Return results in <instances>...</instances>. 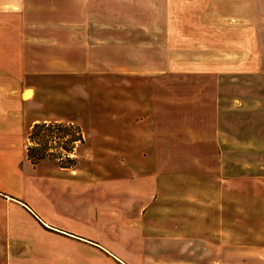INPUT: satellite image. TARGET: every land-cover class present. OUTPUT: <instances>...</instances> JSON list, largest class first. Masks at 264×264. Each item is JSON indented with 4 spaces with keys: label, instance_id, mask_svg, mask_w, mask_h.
<instances>
[{
    "label": "crops",
    "instance_id": "crops-1",
    "mask_svg": "<svg viewBox=\"0 0 264 264\" xmlns=\"http://www.w3.org/2000/svg\"><path fill=\"white\" fill-rule=\"evenodd\" d=\"M255 1L0 0L4 264H264V37L248 33L264 32V3ZM15 13L24 33L39 31L21 37L16 69L7 67ZM94 20L106 36L98 44L78 35ZM50 30L58 47L70 42L69 56L44 47ZM48 61L54 72L147 81L118 89L116 133L90 130L86 157L125 159L117 176L58 167L29 179L24 122L37 91L24 93L35 89L32 63Z\"/></svg>",
    "mask_w": 264,
    "mask_h": 264
},
{
    "label": "rangeland",
    "instance_id": "rangeland-1",
    "mask_svg": "<svg viewBox=\"0 0 264 264\" xmlns=\"http://www.w3.org/2000/svg\"><path fill=\"white\" fill-rule=\"evenodd\" d=\"M187 1H190V5L199 3L198 0ZM219 1L225 0H218V2ZM256 1L254 2L255 7L260 6V4H262L261 1L264 3V0H260V2L259 0ZM202 2L214 5V0H202ZM248 4L250 5L249 1ZM236 9L240 11L238 8ZM112 14L114 13L111 12V16ZM237 15L239 14L237 13ZM47 16L48 15L30 14L26 16V21L37 23L40 20L46 19ZM113 16L117 15L115 14ZM204 17L207 18V21L214 19L213 15L210 13L204 15ZM12 19L15 24L13 29L14 46L12 50V60L7 67L11 68L13 66L16 69L21 65L18 60L19 50L21 48L18 42H21V37L24 36L27 38L28 36H35L39 31L31 28L30 34L27 33V31L24 33L20 28V15L15 13L12 15ZM100 23V21L94 20L93 25L95 29L91 31L79 29L78 35L80 37L83 35L84 39H88L89 43L94 41L97 42L94 44L101 43L98 39H102L106 36H101V29H96V27L100 26ZM69 30L68 25L66 30L67 35L69 34ZM50 31L45 33L46 38L43 40L45 42L44 47H50L52 49L56 47L61 49L62 52L57 49L53 50L56 51L55 56L62 53L69 56L70 42L68 40L65 43L61 42V46L58 47L59 43L56 44V41H60L54 40L52 35L54 30ZM128 32H133L132 37L136 35V31ZM248 33L252 37H264V32L261 30H257V32L254 33L249 31ZM121 35H123V33L119 34L118 30L110 29L111 38L118 39ZM35 38H37V36H35ZM33 44L34 45L30 44V46L37 48L35 47L37 43ZM10 48L9 58L11 57ZM194 49H197V47L193 46L189 50L191 51V56L194 54ZM30 51L32 52V50ZM211 54L212 52L200 54V57L202 59ZM38 64V66H35L37 63H32L33 67L30 68L37 73L29 77V83L33 84L31 86H34L32 88L35 89L27 90L24 93V96H29L32 95L34 90L37 91L36 101L33 105H30L29 113L25 116L24 122L25 134L27 136L25 140L26 152L30 158L27 159L33 167L32 169L29 166V170H27L29 172V179L36 182L41 168L48 170L47 172L49 173H46L48 176H56L58 173L55 171L58 167H66V169L61 170V174L85 176V172L87 171H94L95 175L98 174L96 167L104 166L105 169L110 171V176H117V173L111 171L117 170L125 159L86 157L85 151L88 149L89 144H91L89 143V135H91L90 130L97 128L106 133H116L118 128L116 120L119 116V110L116 108L119 97L118 89L124 85L132 88V90L134 86L140 89L147 85V81H143L140 77H129L124 79L116 74H104L101 72H67L65 69L54 72L52 70L58 65L57 62L48 61ZM41 65L46 66L42 68ZM33 117L42 118L44 121L38 122V124L34 126H29V122ZM102 118H108L110 124L104 123L105 125H100V123L95 122L100 121ZM74 180H77V178ZM35 200L37 201L38 198ZM3 229V215L0 213L1 233H3ZM3 246L4 240L0 238V264H4Z\"/></svg>",
    "mask_w": 264,
    "mask_h": 264
},
{
    "label": "trees",
    "instance_id": "trees-1",
    "mask_svg": "<svg viewBox=\"0 0 264 264\" xmlns=\"http://www.w3.org/2000/svg\"><path fill=\"white\" fill-rule=\"evenodd\" d=\"M36 124H38V123H35L34 125H36ZM43 124H44V123H43ZM34 125H33V126H34ZM27 158H29V155H28V154H27ZM29 159H30V158H29ZM32 163H34V162H32Z\"/></svg>",
    "mask_w": 264,
    "mask_h": 264
}]
</instances>
